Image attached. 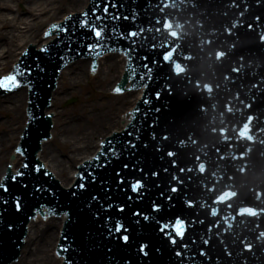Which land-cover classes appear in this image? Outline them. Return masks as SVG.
Masks as SVG:
<instances>
[{
    "label": "water",
    "instance_id": "water-1",
    "mask_svg": "<svg viewBox=\"0 0 264 264\" xmlns=\"http://www.w3.org/2000/svg\"><path fill=\"white\" fill-rule=\"evenodd\" d=\"M32 44L38 47L37 43ZM125 61L120 55L100 59L96 76L89 72L90 62L84 61L69 66L61 74L53 109L46 111L57 114L53 118L55 137L44 143L40 158L65 187L75 181L77 165L97 152L100 141L122 130L129 121L126 112L134 106L141 91L116 96L111 90L124 72ZM63 221L64 217L32 222L19 264H61L62 259L55 255L54 249Z\"/></svg>",
    "mask_w": 264,
    "mask_h": 264
},
{
    "label": "bare ground",
    "instance_id": "bare-ground-1",
    "mask_svg": "<svg viewBox=\"0 0 264 264\" xmlns=\"http://www.w3.org/2000/svg\"><path fill=\"white\" fill-rule=\"evenodd\" d=\"M22 2L24 12L15 13L13 9L19 10ZM88 5L89 0H0V70L10 69L29 43L41 47L50 42L54 37L44 38L43 32L51 21L61 22L68 13L83 11ZM27 98L25 87L0 97V111L8 113V119L0 120V178L8 164L16 169L23 161L21 155L12 158V154L27 120Z\"/></svg>",
    "mask_w": 264,
    "mask_h": 264
},
{
    "label": "snow or ice",
    "instance_id": "snow-or-ice-1",
    "mask_svg": "<svg viewBox=\"0 0 264 264\" xmlns=\"http://www.w3.org/2000/svg\"><path fill=\"white\" fill-rule=\"evenodd\" d=\"M104 13L107 14L108 13V8L105 7L104 8ZM88 13H84V19L80 22L81 23V27H84V28H87L90 32L93 33L94 37L96 38V41L97 43L96 44H92V45H89V51H93L95 50L97 47H103L102 44H100L99 42L101 40H104L106 39V37L104 36V33L106 31H108V29L106 28L105 24L104 23H100L99 25H97L96 21H100L103 19V17H100V16H96L95 20L92 21V22H89L87 17H88ZM93 15H95V13H93ZM136 16L137 14L134 12L133 13V20L136 19ZM113 19H118V17H112ZM125 19H127V17H125ZM54 29H59V30H66V29H61L60 26L58 25H54L53 26ZM112 32L113 34H115L117 32V29L113 28L112 29ZM49 33H46V35H48ZM137 31H131V32H128V33H120L118 35L117 38L119 39H123L127 36H137ZM41 51H46V49H41ZM19 74V73H18ZM145 77L141 76V79L143 80ZM9 85H15L17 87H19V83L16 79V76L13 75V76H7L3 79V81H0V87H5L7 88V90H11V88L9 87ZM117 92H120L121 89L120 88H117L116 89ZM17 151L19 152L20 149H17ZM24 168H28V165L27 164H24L23 165ZM125 167H127V165H125ZM36 172H39L40 171V168L37 167L35 169ZM119 175V174H117ZM153 175H156V173H153ZM20 178H25L24 180H21ZM11 180L13 182H16L17 183V186L20 188L21 190V194L20 196H16L14 199H13V204H14V211L16 213H19L22 211V208H23V201H22V197L23 195L25 194L27 188H28V182L26 180V174L23 172V171H18L15 173V175L11 176ZM120 183H124L123 180H120ZM80 188H83L84 185L81 184L79 185ZM144 187L143 183L140 182V181H136V182H133L131 184V190L133 192H139L142 188ZM0 190H2L3 192H9V187L4 184V183H0ZM71 195H75V193H71ZM9 206V207H12L11 204H9V200L6 198V199H3V200H0V209H5V206ZM6 210V209H5ZM153 210L154 211H159V206L157 205H153ZM118 211L120 212H123V206H121ZM0 215H2V213H0ZM134 216H140L142 215L141 213L139 212H134L133 213ZM143 219L144 220H148L149 217L147 215H144L143 216ZM124 232L125 234L123 235H117L115 238L117 240H119L122 245H127L129 243V235L126 234L128 232V229L124 227V225L120 222H117L115 227L114 228H109L108 229V232H109V235H112L113 232L114 233H121V232ZM171 243H174V241H171ZM148 245L147 244H141L140 247H139V250L141 253H143L144 255H147V249ZM109 251H111V249H109Z\"/></svg>",
    "mask_w": 264,
    "mask_h": 264
},
{
    "label": "rangeland",
    "instance_id": "rangeland-1",
    "mask_svg": "<svg viewBox=\"0 0 264 264\" xmlns=\"http://www.w3.org/2000/svg\"><path fill=\"white\" fill-rule=\"evenodd\" d=\"M20 9L18 10L17 8L13 9V11L15 13L17 12H24V3L22 2V4H20ZM55 18H51V20H54ZM9 70V68H6L5 70H0V74L7 72ZM8 119V113L7 112H1L0 111V120H6Z\"/></svg>",
    "mask_w": 264,
    "mask_h": 264
}]
</instances>
